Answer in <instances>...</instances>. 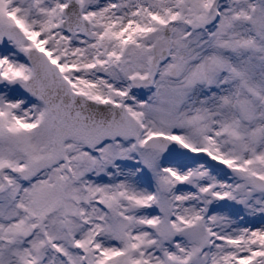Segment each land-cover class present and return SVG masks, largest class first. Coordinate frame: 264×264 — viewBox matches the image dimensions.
<instances>
[{
	"label": "snow or ice",
	"instance_id": "6c2138e0",
	"mask_svg": "<svg viewBox=\"0 0 264 264\" xmlns=\"http://www.w3.org/2000/svg\"><path fill=\"white\" fill-rule=\"evenodd\" d=\"M0 264H264V0H0Z\"/></svg>",
	"mask_w": 264,
	"mask_h": 264
}]
</instances>
